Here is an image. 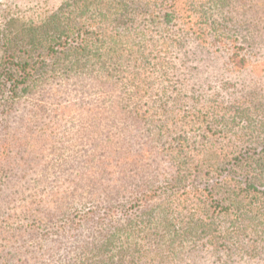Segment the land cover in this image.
<instances>
[{
	"label": "rangeland",
	"instance_id": "374dc122",
	"mask_svg": "<svg viewBox=\"0 0 264 264\" xmlns=\"http://www.w3.org/2000/svg\"><path fill=\"white\" fill-rule=\"evenodd\" d=\"M70 2L0 0V264H264V0L194 12L202 40L175 12L114 27ZM55 14L75 31L52 53ZM93 31L101 57L77 48ZM248 170L228 236L212 188Z\"/></svg>",
	"mask_w": 264,
	"mask_h": 264
},
{
	"label": "trees",
	"instance_id": "16d2710c",
	"mask_svg": "<svg viewBox=\"0 0 264 264\" xmlns=\"http://www.w3.org/2000/svg\"><path fill=\"white\" fill-rule=\"evenodd\" d=\"M228 0H71L70 5L75 8V10H78L80 12V15L88 14L89 12H93L98 18H90V21L96 25L100 21L102 22H109L110 24H114L118 27L122 26H130L131 24L136 21V17L139 14L143 13H151L153 15V21H156V17L154 16V13L157 9L166 10V13H177L183 16L185 19H187V23H191V26H194L193 19L195 17L194 12L198 11V13H202L199 17H201L204 13H207V10L212 8H218V7H224L227 4ZM197 16V17H198ZM52 25H53V32L49 36L51 39L47 43V49L49 52L57 53V50L59 49L58 43L63 40L64 36H68L73 33V27L75 20L73 17L69 18V21L66 23V25H62L58 19V15L55 14L52 16ZM101 23V22H100ZM208 27L210 30L214 31L216 33V37H219L223 34V31L221 28V23L215 21L214 22H208ZM193 29V35L196 36L197 39H203L207 37V31L206 28L198 27H191ZM52 29V28H51ZM215 29V30H214ZM222 31V32H220ZM94 32V31H93ZM41 34L38 32V30L31 31L28 36L30 40L27 41V43H31L30 53L28 55H21L18 54L16 57H21L22 59H30L31 52L36 48V39H38V35ZM78 35L80 36V44L77 46L85 55L93 54L92 56L95 57H101V54H98L99 52H96L94 50H89L88 44L92 43L93 45L103 44V41L99 34V32H94V35L90 36L88 34H85L84 32H79ZM105 39H114L115 37L112 35L107 34V32L104 34ZM41 43V42H39ZM68 43V42H67ZM71 45L70 43H68ZM39 45V44H38ZM165 47L168 48L169 44L166 41ZM72 48V45L70 49ZM16 53V52H15ZM14 53V54H15ZM23 69H26L24 66H21ZM16 85V82H15ZM19 86V84H17ZM248 174L246 175V179L244 181H241L238 179V174H235L236 176H233L226 180L225 184H221L220 186H214L212 188L213 192L218 191V189H221L225 196L221 199L227 202L224 207H221L219 212L221 215L229 214L231 209L234 208L235 210V216L233 218V223L231 222V226H229L227 229H223V233L231 236L232 233L231 230H235L234 232H237L239 229H241L240 221L244 217V213H241L240 204L243 200L244 194L243 193H249L251 195V199L253 197H258V193L252 192L253 187L259 185L262 181V177L259 174H251V170H248ZM182 179H176L175 183H180ZM230 187V190H226V187ZM253 188V189H252ZM220 190V192H221ZM222 193V192H221ZM214 195V193H213ZM152 210L146 212V216L152 215ZM212 232L216 235V228H214V224L211 225ZM239 235V234H238ZM239 239V237H236V239ZM122 256H125V254H122ZM143 257L133 254L132 259L136 260L137 262L141 260Z\"/></svg>",
	"mask_w": 264,
	"mask_h": 264
}]
</instances>
